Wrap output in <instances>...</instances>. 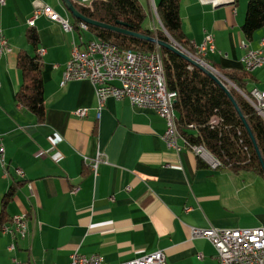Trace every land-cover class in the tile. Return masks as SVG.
I'll return each mask as SVG.
<instances>
[{
	"label": "crops",
	"instance_id": "obj_1",
	"mask_svg": "<svg viewBox=\"0 0 264 264\" xmlns=\"http://www.w3.org/2000/svg\"><path fill=\"white\" fill-rule=\"evenodd\" d=\"M37 1L75 22L63 0H0V143L5 155L0 212L5 193L14 186L4 223L25 214L29 229L27 237L14 240L0 223V264H11L13 257L24 264H70L74 252L99 253L116 264L156 250L164 251L168 264H220L213 244L193 237L191 228L264 225V178L213 168L189 147L180 153L169 149L163 139L166 122L153 109L113 97L98 109L90 80L62 84L73 44L93 37L67 32L45 14L30 26ZM72 1L88 5L93 0ZM139 1L153 19L147 27L163 29L156 8L160 0ZM248 1L214 6L181 0L183 30L194 49L211 35L216 51L207 57L226 68L242 67L247 48L264 50V27L251 40L241 29ZM31 27L38 31L39 47L46 49L41 55L42 122L16 100L23 81L17 56L21 50L33 53L27 40ZM1 36L8 49L1 50ZM251 77L248 88L264 91V67ZM81 107L88 109L87 116L74 113ZM56 135L62 138L57 145ZM13 241L17 248L11 252Z\"/></svg>",
	"mask_w": 264,
	"mask_h": 264
},
{
	"label": "trees",
	"instance_id": "obj_2",
	"mask_svg": "<svg viewBox=\"0 0 264 264\" xmlns=\"http://www.w3.org/2000/svg\"><path fill=\"white\" fill-rule=\"evenodd\" d=\"M181 0H160L157 12L165 30L150 29L146 22L148 14L139 0H93L88 5L73 1L85 16L110 25L148 34L159 40L180 44L187 52L196 54L194 47L183 30ZM80 19L74 26L80 31ZM264 27V0H249L246 7L242 32L249 40L256 31ZM93 38H101L117 44L123 49L150 52L159 47L167 78L168 88L177 92L175 110L177 125L190 144L203 145L222 162L220 168L233 172L252 171L264 178V170L251 136L233 102L222 87L199 67L177 53L158 46L156 43L126 35L106 28L88 25ZM81 33H85L80 31ZM27 40L33 53L21 50L17 56V67L22 73V83L16 93V100L42 122L46 116L43 60L39 53V34L31 27ZM199 57V56H198ZM205 57L215 69L225 75L240 90L250 94L248 83L251 73L242 67H223L217 61ZM208 64V63H207ZM243 113L264 159V118L246 97L232 86H228ZM217 123H212L213 120ZM200 164L203 165L200 159ZM15 194V187L5 193L0 212V223L6 221L5 208Z\"/></svg>",
	"mask_w": 264,
	"mask_h": 264
},
{
	"label": "built area",
	"instance_id": "obj_3",
	"mask_svg": "<svg viewBox=\"0 0 264 264\" xmlns=\"http://www.w3.org/2000/svg\"><path fill=\"white\" fill-rule=\"evenodd\" d=\"M210 2L214 6L222 3L231 4L234 0H200ZM3 3L4 0H1ZM40 14H45L51 21L59 22L67 32L75 33L74 24L61 16L52 6L36 2V10L28 20L30 26H34ZM86 22H79L80 31H88ZM264 45V38L261 39ZM185 51V49L177 43ZM200 52V60L207 64L205 57L215 53L214 39L208 35L205 40L197 45ZM8 49V40L1 36V50ZM45 48H40L43 55ZM191 54V53H190ZM243 68L252 73L257 68L264 67V50L262 48L250 49L242 55L240 60ZM90 80L95 86L98 109L104 105L109 97L117 100L127 99L133 106L153 109L166 122L163 139L169 149L180 153L184 147H189L207 161L213 168H220L223 164L212 155L203 145L190 144L181 134L177 125L175 100L177 92L167 85V78L163 63V57L159 47L150 52L123 49L117 44L101 38L84 39L75 42L72 47L70 60L66 63L63 72L62 84L71 80ZM243 95L251 105L264 118V91L257 88L251 89L250 94ZM74 113L79 117L88 114L87 108H77ZM98 115H100L98 113ZM215 119L212 123H217ZM1 139V137H0ZM62 138L53 137V143L59 144ZM4 147L0 143V160L4 162ZM97 159L94 163L96 169ZM23 175V171H18ZM77 188L72 189L75 194ZM4 233L12 235L13 239L25 238L29 234L27 216L17 214L12 217L10 223L1 225ZM192 236L208 239L216 249L215 258L220 264H264V225L255 227L238 228H198L192 227ZM16 242L8 246L9 251H15ZM11 264H21L18 257L12 258ZM70 264H113L105 260L99 254L84 255L74 252L71 255ZM116 264H168L163 250H156L129 261Z\"/></svg>",
	"mask_w": 264,
	"mask_h": 264
},
{
	"label": "water",
	"instance_id": "obj_4",
	"mask_svg": "<svg viewBox=\"0 0 264 264\" xmlns=\"http://www.w3.org/2000/svg\"><path fill=\"white\" fill-rule=\"evenodd\" d=\"M63 1H64L65 5H66L67 9L71 12V14L73 15L74 18L80 19L81 21L86 22L89 25L106 28V29L113 30V31H116V32H120V33H123V34H126V35H131V36L139 38V39H143V40H146V41L154 42L158 46L165 47V48L177 53L181 57H183L186 60H188L191 64L199 67L205 73H207L209 76H211L222 87V89L226 92V94L229 96V98L233 102L235 108L237 109L241 119L243 120V123L245 124V126H246V128H247V130H248V132H249V134L251 136V139H252V141L254 143L256 152H257V154L259 156V159L261 161V164H262V167H263V170H264V159L262 157V154H261V151H260V149L258 147V144H257V142L255 140V137H254V135H253V133H252V131H251V129H250V127H249L244 115H243V113L241 112L237 101L235 100L233 94L231 93L228 85L225 83V80L231 83V81L229 79L227 80L226 77L223 76L217 69H213L212 67H210L209 65L205 64L204 62H202L200 59H198L194 55H192V54L184 51L183 49H181L177 45V43H175V41H173V40H171L170 42L159 40L156 37H153V36L148 35V34L137 33V32H134V31H132L130 29H127V28H124V27H120V26H116V25H110V24H107V23H104V22H101V21H97V20L91 19V18L85 16L84 14H82L76 8V6L74 5L72 0H63ZM223 4H229V3L218 4V6L219 5H223ZM163 30H165L164 27H163ZM233 85L243 94L242 90H240L235 84H233Z\"/></svg>",
	"mask_w": 264,
	"mask_h": 264
},
{
	"label": "rangeland",
	"instance_id": "obj_5",
	"mask_svg": "<svg viewBox=\"0 0 264 264\" xmlns=\"http://www.w3.org/2000/svg\"><path fill=\"white\" fill-rule=\"evenodd\" d=\"M246 7H247V5H246ZM153 19L151 18V15H149V17H148V19H147V22H146V24H148V25H152L153 24V21H152ZM86 36H87V38H89L90 36H92V34L89 32V31H85V33H84ZM186 51V50H185ZM196 52V51H195ZM197 54V53H196ZM192 55H194L195 57H197L198 59H200L197 55H195V54H192ZM71 58V57H70ZM70 60V59H69ZM207 61V60H206ZM207 63L212 67V68H214L208 61H207ZM215 69V68H214ZM220 72V71H219ZM221 73V72H220ZM222 74V73H221ZM223 75V74H222ZM223 76H225V75H223ZM226 77V76H225ZM226 79L228 80V78L226 77ZM225 83L228 85V86H232V87H234V88H236L233 84V82H228V81H226L225 80ZM233 83V84H232ZM237 89V88H236ZM238 90V89H237ZM239 91V90H238Z\"/></svg>",
	"mask_w": 264,
	"mask_h": 264
},
{
	"label": "bare ground",
	"instance_id": "obj_6",
	"mask_svg": "<svg viewBox=\"0 0 264 264\" xmlns=\"http://www.w3.org/2000/svg\"><path fill=\"white\" fill-rule=\"evenodd\" d=\"M195 51H196V53H197V56H199V58H200V52L198 51V46L197 45H195ZM187 52V51H186ZM189 53V52H188ZM207 65H209V64H207ZM210 66V65H209ZM211 67V66H210ZM214 69V68H213ZM28 235V234H27ZM21 264H24L23 262H21Z\"/></svg>",
	"mask_w": 264,
	"mask_h": 264
}]
</instances>
